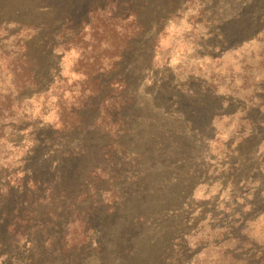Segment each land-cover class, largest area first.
I'll return each mask as SVG.
<instances>
[{"label":"rangeland","instance_id":"1","mask_svg":"<svg viewBox=\"0 0 264 264\" xmlns=\"http://www.w3.org/2000/svg\"><path fill=\"white\" fill-rule=\"evenodd\" d=\"M0 101V264H264V0H0Z\"/></svg>","mask_w":264,"mask_h":264},{"label":"trees","instance_id":"2","mask_svg":"<svg viewBox=\"0 0 264 264\" xmlns=\"http://www.w3.org/2000/svg\"><path fill=\"white\" fill-rule=\"evenodd\" d=\"M137 31L138 30H136V32ZM26 61H27L26 56L19 58V62L22 64V67L24 69L26 68V66H28ZM115 67L116 66L113 65L111 67V69L115 68ZM114 83L116 84V87L119 89V93H116L115 96L109 98V100L107 102L109 109L106 110V112L104 114V118L107 119L105 126L108 127V130L113 134H117L118 132H120L119 128L121 126H123V123H122V120H120L119 118H115L114 114L115 113L118 114V112L130 102V100L128 98H126L123 94H120V93H122L123 88H124L123 80H117ZM28 85L29 84L26 81L23 82L22 85L17 88V91L25 88ZM8 105L9 106L11 105V101H8ZM8 105H5V107H4L0 101V137L3 135L2 133H3V130L6 126V122H4L5 117L11 115V112H10L11 109H9ZM2 119H4V120H2Z\"/></svg>","mask_w":264,"mask_h":264}]
</instances>
